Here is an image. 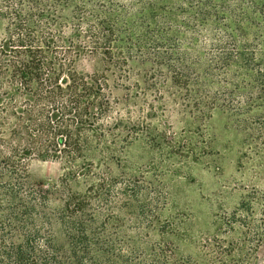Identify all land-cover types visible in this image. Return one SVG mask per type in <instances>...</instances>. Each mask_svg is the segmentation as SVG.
Here are the masks:
<instances>
[{
	"label": "rangeland",
	"instance_id": "374dc122",
	"mask_svg": "<svg viewBox=\"0 0 264 264\" xmlns=\"http://www.w3.org/2000/svg\"><path fill=\"white\" fill-rule=\"evenodd\" d=\"M67 1L66 10L105 19L117 34L119 64L106 69L101 51L76 63L104 75L112 100V153L92 154L112 180L110 202L93 204L96 225L108 222L106 231L138 247L170 242L202 262L200 233L216 212L234 206L242 187L264 189V164L242 159L241 130L264 109V0ZM60 174L53 161L34 159L26 170L27 190L51 218L66 200ZM253 264H264V245Z\"/></svg>",
	"mask_w": 264,
	"mask_h": 264
},
{
	"label": "trees",
	"instance_id": "16d2710c",
	"mask_svg": "<svg viewBox=\"0 0 264 264\" xmlns=\"http://www.w3.org/2000/svg\"><path fill=\"white\" fill-rule=\"evenodd\" d=\"M67 3L0 0V264H253L264 245V189L254 186L242 187L234 206L216 212L200 233L202 262L177 255L170 242L138 247L106 231L108 222L96 225L93 204L110 202L112 180L92 154L112 153L105 129L112 100L104 75L79 72L76 63L101 51L106 69L119 64L117 34L105 19L92 24L81 9L66 10ZM241 130L248 144L242 159L263 166L264 109ZM34 159L59 165L67 195L52 218L26 188ZM53 219L61 241L50 232ZM116 221L114 229L122 226Z\"/></svg>",
	"mask_w": 264,
	"mask_h": 264
}]
</instances>
